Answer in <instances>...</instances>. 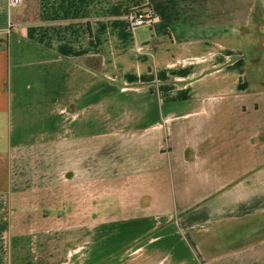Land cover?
I'll return each mask as SVG.
<instances>
[{
    "label": "crops",
    "instance_id": "obj_1",
    "mask_svg": "<svg viewBox=\"0 0 264 264\" xmlns=\"http://www.w3.org/2000/svg\"><path fill=\"white\" fill-rule=\"evenodd\" d=\"M263 32L264 0H0V264H264Z\"/></svg>",
    "mask_w": 264,
    "mask_h": 264
},
{
    "label": "built area",
    "instance_id": "obj_2",
    "mask_svg": "<svg viewBox=\"0 0 264 264\" xmlns=\"http://www.w3.org/2000/svg\"><path fill=\"white\" fill-rule=\"evenodd\" d=\"M22 1L23 0H7V3L9 7H12L20 5ZM128 20L131 28L135 29L142 26L153 27L160 21V17L148 7H137L130 12ZM136 51L142 53L147 51V48L145 45L138 44L136 46Z\"/></svg>",
    "mask_w": 264,
    "mask_h": 264
},
{
    "label": "rangeland",
    "instance_id": "obj_3",
    "mask_svg": "<svg viewBox=\"0 0 264 264\" xmlns=\"http://www.w3.org/2000/svg\"><path fill=\"white\" fill-rule=\"evenodd\" d=\"M254 30H256L255 31V35H258V34L261 35L262 34L261 31L258 28L252 29L251 32L254 33ZM263 34H264V32H263ZM259 35H258V39H260L261 36H262V35L261 36H259ZM263 51H264V49H263ZM260 52L262 53V50H260ZM262 55L260 56V58H263V60H264V54H262ZM263 64H264V61H263ZM254 70H255V68H253V67H252V69H250L251 77H256V72ZM262 81L264 83V73H263V76H262Z\"/></svg>",
    "mask_w": 264,
    "mask_h": 264
},
{
    "label": "water",
    "instance_id": "obj_4",
    "mask_svg": "<svg viewBox=\"0 0 264 264\" xmlns=\"http://www.w3.org/2000/svg\"><path fill=\"white\" fill-rule=\"evenodd\" d=\"M0 47H2V46H0Z\"/></svg>",
    "mask_w": 264,
    "mask_h": 264
}]
</instances>
